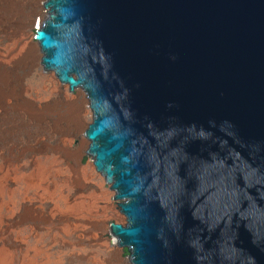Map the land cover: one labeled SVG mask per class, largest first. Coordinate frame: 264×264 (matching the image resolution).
Instances as JSON below:
<instances>
[{
  "label": "water",
  "instance_id": "1",
  "mask_svg": "<svg viewBox=\"0 0 264 264\" xmlns=\"http://www.w3.org/2000/svg\"><path fill=\"white\" fill-rule=\"evenodd\" d=\"M44 75L92 113L87 161L130 264H264V0H46Z\"/></svg>",
  "mask_w": 264,
  "mask_h": 264
},
{
  "label": "bare ground",
  "instance_id": "2",
  "mask_svg": "<svg viewBox=\"0 0 264 264\" xmlns=\"http://www.w3.org/2000/svg\"><path fill=\"white\" fill-rule=\"evenodd\" d=\"M39 1L0 0V26L15 25L11 37L18 38L17 42L21 47L16 57L12 56L9 59L10 54L5 57L7 62L3 67L4 62L0 60V109L4 116L1 119L4 120L9 114H13L15 122L13 121V125L8 129L12 137L18 136L22 131L25 132L31 126L40 134L60 136L61 143L48 149L52 157L37 159L27 173L21 172L19 167L11 163V169L7 164L6 167L0 165V264H65L61 252L54 255L50 251L51 247L61 244L67 252L75 253L77 248L83 249L82 239L85 237L89 239L90 236L93 238L96 236L93 232L100 231L104 227L102 219L106 214L115 215L113 207L108 202L110 194L99 182L92 166L79 165L81 149H69L72 137L77 133L82 122L83 107L79 95L66 96L61 101L52 102L49 98L56 91L57 85L54 79L48 76L45 81H48L51 87V94L49 97L46 96L43 85L38 87L36 94L39 104L36 105L34 101L25 99L24 94L30 90L21 86L20 78L7 68L10 65L14 67L34 65L35 50L26 35L25 26L31 22ZM1 138L8 139L4 134ZM27 150L25 148L19 151L17 155H13L12 160L17 163ZM40 152L44 153V150H39ZM12 160L10 159V162ZM11 180L16 186L14 189ZM93 182L94 188L91 191ZM73 193H81V195L86 193V196L74 199ZM29 195L38 199L40 203H48L50 212L45 215L39 209V212L36 210L34 214L31 207H25L20 214L19 223L23 225L40 223L51 226L53 218L58 216V220L57 224L52 225L53 227L48 228L46 232L38 234L34 230L31 233L33 244L20 255L17 254L18 246L13 247L9 242L12 232L4 228L8 225L7 214L14 215L18 198L26 199ZM80 230L82 232L78 235L77 232ZM115 246L108 249L106 243L99 244L96 254L101 259V264H124Z\"/></svg>",
  "mask_w": 264,
  "mask_h": 264
},
{
  "label": "rangeland",
  "instance_id": "3",
  "mask_svg": "<svg viewBox=\"0 0 264 264\" xmlns=\"http://www.w3.org/2000/svg\"><path fill=\"white\" fill-rule=\"evenodd\" d=\"M46 0H40L38 2V5H36L35 8V14L32 16L31 22L25 26V31L26 35L28 36L29 40L33 44L34 47V54H33V66L32 67H14L13 65H10L7 67L14 75L20 78L21 80V86L26 87L30 91L24 94V97L26 100L29 101H34L35 104H39V100L36 94V89L40 86H44L43 88L46 91V96H50V91L51 87L49 86L48 81L46 82V75H44L43 69L40 65V52L38 50L37 45L35 44L33 40V34L36 31L38 27L41 26L42 22L46 19L48 13L47 10L44 8V3ZM40 24V25H39ZM15 25H10L8 24L6 27V24L0 26V60L4 62L2 64V67L5 65V62H7L6 56L10 59L12 56L16 57L19 54L20 51V43L17 42L18 38L16 37H11V33L15 30ZM6 48V49H5ZM9 50V53H8ZM12 50V51H11ZM16 55V56H15ZM55 82V77H52ZM57 85V84H56ZM80 97L82 100V107H83V112H82V122L80 124V128L77 131V133L72 137V143L69 146L70 150H75L76 148L81 149V156L79 159V165L80 166H86L91 165L95 174L96 171L94 169L93 163L87 161L89 158V155L87 154V149L88 145L85 141V136L84 133L87 129V127L91 124L92 121V113L89 109V103L86 98V95L81 92L73 94L72 92H69L68 89L66 88H61L59 85H57L56 91L50 96L49 99H52L53 101H61L63 100L66 96H71V97ZM55 99V100H54ZM59 99V100H57ZM50 101V100H48ZM51 102V101H50ZM13 114H9L4 120L1 118H4L2 115L1 109H0V165H3L6 167V164L8 165L9 169H11V164L13 166L19 167L21 172L27 173L32 169V165L34 162H36L37 159L44 160L45 158L52 157V154H49L50 152L48 149L51 147H54L56 145H59L61 143L60 141V136L58 135H50L45 134V133H38L33 127H29L26 133V131L18 133V136H10L8 133L9 127L13 125V121L15 122V118L12 117ZM6 135L8 137L7 140H2V135ZM10 136V137H9ZM16 137V138H15ZM37 137V138H36ZM14 143V144H13ZM14 146V147H13ZM18 146V149H17ZM28 146V147H27ZM20 148V149H19ZM27 148L28 150L25 151L22 154V157L18 159L17 163L14 162L13 155H17L19 151H22L23 149ZM22 149V150H21ZM44 150V153H39V150ZM32 150V151H30ZM10 159L12 160L10 162ZM9 160V161H8ZM7 162V163H6ZM13 162V163H12ZM11 163V164H10ZM97 175V174H96ZM98 176V175H97ZM99 182H101V185L105 190L109 192V203L110 206L113 207L114 214H106V217H104L102 220L104 222V227L100 231H94L93 234L94 236L85 237L82 239L83 243V249L77 248V252L75 253H70L67 252V250L59 244L58 246L51 247L50 251L52 254H56L61 252V258L62 261L65 264H101V259L98 258V247L99 244L106 243L108 246V249H111L112 246L116 245L115 247L117 248V243L114 239V236L110 233L109 226L111 223H119L124 225L125 222L122 218V214L119 212L118 207L116 205V201H114V196L112 197L111 191L107 188L105 182L98 176ZM11 186H14L13 189L16 187L14 182L11 180L10 181ZM91 191L94 188V182L91 184ZM87 193V192H86ZM85 194L81 193H73L72 196L73 198L77 199L79 196L84 197L86 196ZM75 194V195H74ZM19 199V200H18ZM18 203L17 207L14 211V215L11 216L9 213L7 216L9 217L8 219V225L5 226V230L11 231V236H10V244H12L13 247H17V254H20L28 250V247L33 244V236L31 233L35 232L38 234H41L43 232H46V230L49 228L51 229L54 225L57 224L58 216L56 218H53V223L51 226L45 225V224H21L19 223V217L20 214L22 213L23 208L25 207H31L36 214V212L43 211L45 215H48L50 212V205L48 203H40L38 199L33 198V196L29 195V198L26 199H20L18 198ZM37 210V211H36ZM38 211V212H39ZM17 224H16V223ZM14 223V225H13ZM53 225V226H52ZM48 226V227H47ZM90 228V226H87ZM31 230V231H30ZM82 232L81 230L78 233V235ZM78 237V236H77ZM76 237V238H77ZM47 245V244H45ZM61 245V246H60ZM120 260L124 264H130L129 263V253H121L119 254ZM94 259H93V258ZM98 259V260H97ZM19 264V263H15Z\"/></svg>",
  "mask_w": 264,
  "mask_h": 264
}]
</instances>
